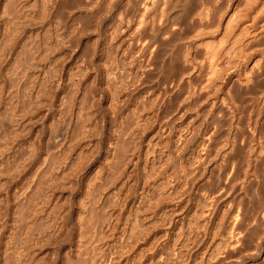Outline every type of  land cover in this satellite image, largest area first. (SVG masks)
Listing matches in <instances>:
<instances>
[{
	"label": "bare ground",
	"instance_id": "6f19581e",
	"mask_svg": "<svg viewBox=\"0 0 264 264\" xmlns=\"http://www.w3.org/2000/svg\"><path fill=\"white\" fill-rule=\"evenodd\" d=\"M4 1L1 14L8 20L0 21L5 37L0 39L8 43V48L9 44L14 47L21 43L19 34L25 25L36 20L43 23L47 16L59 17L60 13L64 18L65 11L72 15L68 27L74 37L70 39L75 38L78 44L88 33V39L91 33L98 39L91 37L88 45L84 42L88 60L78 62L81 66L76 65L75 72L71 69L67 80L59 79V75L53 78L56 92L49 89L57 97L53 113L57 112L60 125L47 134L39 157L33 158L32 150L39 146L31 142L36 150L29 144L32 149H24L25 154L20 151L26 157L21 154L23 160L18 157L20 161L0 162V201H4L0 215L10 214L8 222L14 225L0 228V264H222L229 260L235 264H264V0ZM41 26L38 28L44 36L36 33V37H28L27 45L23 39V49H17L23 59L14 58L6 74L11 75L10 80L8 77L0 86V114H4L3 120L0 115L4 126H0L4 131H0V154L3 147L11 146V139L16 138L13 135L26 129L23 123L27 120L22 119L33 109L32 101L44 92L43 82L36 83L42 74L33 76L23 69L41 66L42 49L48 47V52L59 43L47 25L48 30ZM48 26L51 28L50 23ZM66 28L60 30L65 32ZM55 29L58 35L59 29ZM65 33L63 36L70 35L69 30ZM4 62L8 65L11 61ZM21 71L22 75L26 72L29 85L24 81L20 84ZM83 85L87 91L79 96ZM98 98H105L114 110L109 122L114 134H108L112 137L104 148L113 164L109 170L103 166L110 173L106 179L94 175L95 171V178L89 174L94 179L88 175L91 180L84 185L86 195L73 207L74 202L71 206L65 198L76 188L73 185L78 173L74 163L71 167L70 161L63 159L89 132ZM86 102L89 104L84 105ZM32 113L35 115V109ZM151 128L157 130V141L144 145L142 136ZM32 153L34 161L27 165L25 161L29 162ZM117 181L123 191L116 200L111 196L118 188L109 190ZM129 194L133 198L128 203ZM60 202L54 220L48 208L56 209L54 203ZM107 202L120 204V211L107 210ZM167 202L171 205L162 206L161 213L151 220V210ZM73 214L70 225L76 242L59 254L56 240L64 234L68 217ZM37 220L41 228L33 227ZM151 221L166 227L157 239L164 241H152V255L151 247L148 254L136 247L151 228ZM115 229L118 233L112 237ZM258 234H263L260 240ZM110 237L112 241L103 244Z\"/></svg>",
	"mask_w": 264,
	"mask_h": 264
},
{
	"label": "rangeland",
	"instance_id": "374dc122",
	"mask_svg": "<svg viewBox=\"0 0 264 264\" xmlns=\"http://www.w3.org/2000/svg\"><path fill=\"white\" fill-rule=\"evenodd\" d=\"M4 0H0V15L1 16H3L2 18H1V16H0V21H3L4 19H5V21L6 20H8L7 19V17L5 16V15H2L3 13H2V7H3V4H1V3H4L3 2ZM5 4V3H4ZM2 6V7H1ZM2 13V14H1ZM63 13H64V11H63ZM67 13V17L65 16L64 18H62L63 16H62V13H60V14H58V16L59 17H55V16H47L48 18H46L45 19V21H47V19L49 20V21H47V22H45L43 19H41L42 21H44L43 23H41V21L40 20H38L40 23H41V25L43 24V26H44V28L45 29H47L45 26L47 25V27H48V29L50 30L49 32L52 34V36L55 34L56 36H57V38H56V36H53V39L54 40H57L59 43H60V41H64V42H61L60 44L59 43H57V47H55V48H53L54 46H52L51 47V50H48V52H45L46 50H45V48L46 49H50V48H48V47H44V49H42V51H41V56H42V54H43V56L42 57H44V56H46V55H49V56H47V57H44V59L42 58V57H40L41 58V60H39V61H42V62H39V65H41V66H38V67H36L37 69L38 68H40V69H38V71L40 70V72H38L37 71V69L35 68V69H31V70H28L26 67L25 68H23V69H26L27 70V74H34L33 76H35V74L37 75V74H42V75H39L38 77H37V79L38 80H36V83H37V81H38V83H39V80H40V83H42L43 82V84H44V88H43V94L41 95V97H39V99H37V100H33L34 101V103H35V101L37 102V103H39L38 104V106L36 105V103L34 104L33 103V101H32V104L30 105L31 106V109H30V107H29V105H28V107H26L27 109H30L31 111L29 112L28 110H27V113L29 112L30 113V116H28V114L26 115L25 113L26 112H24V114H25V119H24V117H23V119H22V121L24 122H26V120H27V122L29 121V120H33V122H32V120L30 121V122H26V123H23L24 125H25V127H26V129L25 128H23V129H25V130H22V133H20V134H17L16 136L15 135H13L14 137H16L15 139H14V137L11 135V134H8L10 137L12 136L13 137V139L14 140H16L17 141V139L20 137L21 139H18V140H21L22 142H24V143H22L21 141H17V143H16V141H14V140H12L10 137V139H11V142H13L12 144H11V146L9 145H7L8 147H3L4 149H3V151L2 152H4V153H2L1 152V154H0V162L1 163H10V162H12V160H10V159H16L17 161L19 160L20 161V158H21V160H23L22 159V156H21V154L22 153H24L25 154V152L27 151V148H29V149H34V150H36V151H33L32 150V152H34V155H33V153L31 154V157L29 158L30 160H32V161H30L28 158V160H29V162L28 161H25V162H27L28 164L27 165H32V162L34 161V159H37V157H39V155H40V151L41 150H43V147H44V144H42V143H44V141H45V139L47 138V136L52 132V131H54L55 130V128L57 129L58 128V126L60 125V123L58 122H56V116H57V112H55V113H53V111H56V105H57V97H56V95H55V93L53 94V92H51L52 90L54 91V92H56L55 91V89H56V80H53V78H55V79H57L58 77V75H59V79H60V77L64 80L65 78V80H67L68 78H67V75H68V73H70V71H71V69L73 70V71H71V72H75L74 70H75V67H77L78 68V66H81L80 64V62L81 61H87L88 59H87V57L89 56V54L86 52L85 54H84V52H83V47L85 48V45L87 44H89L88 42H89V40L90 41H92V39L93 40H97L98 39V36H96L97 34H95V33H91L90 34V39H88V35H89V33L88 34H86V35H84L83 34V36L82 37H80V42L77 44V42L72 38V39H70L71 37H74L73 36V34H72V32H71V29L69 28L70 26H71V22H72V15H71V17H70V13H68V12H66L65 11V13L64 14H66ZM63 14V15H64ZM69 15V16H68ZM57 16V15H56ZM60 16H62V17H60ZM70 17V18H69ZM4 18V19H3ZM53 18H54V20H53ZM59 20V21H61V22H63L62 24H61V22H59L57 19ZM65 18H67L66 20H65ZM3 19V20H2ZM56 19V20H55ZM62 19V20H61ZM64 19V20H63ZM52 20H53V22H52ZM51 21V22H50ZM55 21H57L56 22V24H55ZM69 21V22H68ZM71 21V22H70ZM34 22V21H33ZM31 22V23H29V25L30 24H32V25H28L29 27H31V28H29L27 25H25V26H27L26 27V29L23 27V30H25L24 32H23V30L21 29V32H20V34L19 35H21V36H19V40L21 41V43L20 44H23L22 43V41H23V39L24 38H26V40L24 39V41L26 42V45H27V43L29 42L28 40V37H32L33 36V38H34V36L36 37V35H38V37H40L41 35L42 36H44V34H41V29H39V28H41L42 26L39 24V22H37V20H36V22L38 23H36V22ZM37 24V26H36V24ZM46 23V24H45ZM48 23H50V27L51 28H49V26H48ZM54 23V24H53ZM59 23V26H55V25H57ZM64 24V25H63ZM40 25V26H39ZM54 25V26H53ZM61 25V26H60ZM69 26V27H68ZM35 27V28H34ZM39 27V28H38ZM56 28L57 27V32H58V35H59V32H61V34L58 36L57 35V33H56V29L54 30V28ZM65 27H67L66 28V30H65V32H64V29H65ZM60 28H64V29H62L63 31H61L60 30ZM35 29V30H34ZM47 29V30H48ZM53 29V30H52ZM39 30V31H38ZM68 30H69V33H70V35L68 34ZM28 31H31V32H29L30 33V35H27L28 34ZM35 31H37V32H35ZM3 31H0V38L1 39H3L4 40V36H3V33H2ZM23 32V33H22ZM53 32H55V33H53ZM65 34H68V36H63V34L64 33ZM32 33H33V35H32ZM36 33H38V34H36ZM2 34V35H1ZM34 34H36V35H34ZM24 35V36H23ZM94 35V36H93ZM5 36H6V33H5ZM41 36V37H42ZM86 36V37H85ZM97 37V39H96V37ZM4 37V38H3ZM20 37H22V38H20ZM55 37V38H54ZM60 37H62V38H60ZM63 37H66L68 40H70V41H68L66 38H63ZM91 37H92V39H91ZM86 38V39H85ZM1 39H0V42H1ZM28 39V40H27ZM32 39V38H31ZM61 39H63V40H61ZM60 40V41H59ZM73 42H72V41ZM100 41V40H99ZM5 42V41H4ZM0 43V54H2V55H0V56H3V55H5V59L4 60H1V58H0V61H2V62H0V70L2 71V72H4L3 73V75L1 74L2 72L0 71V86H1V83L2 82H4L3 80H8V77H9V80H10V77H11V75L10 76H8V75H6V74H8V70H9V72H10V67H11V64H12V61L13 60H15V59H18V58H21V60L23 59V55H20V56H18V53L19 52H17V49L19 48V49H23V47H24V45L22 46V45H20V44H16L14 47L11 45V44H9L8 46H9V48L11 49V50H14V51H11L8 47H7V44L8 43ZM24 42V43H25ZM84 42H86V44L84 43ZM63 43V44H62ZM70 43H72V44H70ZM2 44V45H1ZM5 44H6V46H5ZM44 44V43H43ZM59 44V45H58ZM62 44V45H61ZM75 44V45H74ZM99 44V43H98ZM5 47H7V48H5ZM46 45H48L47 43L45 44V46ZM64 45H66L65 47H64ZM78 47H77V46ZM84 45V46H83ZM3 46V47H2ZM44 46V45H43ZM43 46H42V48H43ZM76 46V47H75ZM57 48V51H55V50H52V49H56ZM7 51H6V50ZM19 49H18V51H19ZM60 49V50H59ZM69 49V50H68ZM71 49V50H70ZM10 50V52H8ZM21 50H20V52H21ZM59 50V51H58ZM16 51V52H15ZM45 52V53H48V54H45V53H42V52ZM52 51H54V54H53V52ZM2 52V53H1ZM13 52V53H12ZM50 52H51V56H50ZM60 52V53H59ZM65 52V53H64ZM67 52V53H66ZM78 52V53H77ZM81 52V53H80ZM83 52V53H82ZM16 53H17V55H16ZM15 56H13V55ZM45 54V55H44ZM53 54V55H52ZM68 54V55H67ZM80 54H83L82 56L80 55ZM86 54H88L87 56H86ZM12 55V56H11ZM85 55V56H84ZM8 56H10V58H11V60H10V58L8 59ZM17 56V57H16ZM22 56V57H21ZM61 56H62V58H61ZM79 56V57H78ZM58 57V58H57ZM86 58V59H82V58ZM15 58V59H14ZM46 58V59H45ZM48 58V59H47ZM6 59H8V60H6ZM82 59V60H81ZM97 58L95 57V58H93V61H94V64H97L98 63V61L96 60ZM44 60H45V62H44ZM48 60V61H47ZM4 61H11L8 65L4 62ZM47 61V62H46ZM53 61V62H52ZM54 61H55V63H54ZM14 62V61H13ZM76 62V63H75ZM80 64H79V63ZM96 62V63H95ZM45 63V64H44ZM57 63V64H56ZM75 63V64H74ZM4 64V65H3ZM74 64V65H73ZM3 65V66H2ZM8 67H7V66ZM10 65V66H9ZM49 65V66H48ZM51 65V66H50ZM76 65H78V66H76ZM6 66V67H5ZM43 66H46V67H43ZM52 66H53V68H54V70L52 69ZM4 68V69H3ZM6 68H7V70H6ZM10 68V69H9ZM49 68V69H48ZM76 68V69H77ZM4 71H3V70ZM20 69L21 70H23L22 69V67H20ZM44 69V70H43ZM48 69V70H47ZM57 69V70H56ZM36 71L35 73L33 72V71ZM42 70L44 71V73H41L42 72ZM90 70V69H89ZM6 71V72H5ZM24 71V70H23ZM49 71H51V72H49ZM53 71V72H52ZM92 71V70H91ZM32 72V73H31ZM47 72V73H46ZM55 72V73H54ZM6 76H5V75ZM10 74V73H9ZM24 74H26V72H24ZM24 74L22 75V71H21V75H20V73H19V77L20 78H23V79H20L21 81H20V84L22 83L23 84V81H24V84L26 85L27 84V82H28V80L27 79H25V77H24ZM43 74H44V77H42L43 76ZM45 74H46V76H45ZM60 74H62V75H60ZM67 74V75H66ZM49 77H48V76ZM52 75V76H51ZM2 76H4V77H2ZM22 76V77H21ZM43 78V79H46V80H44V81H46L47 82V84L43 81V79H41V77ZM1 77L3 78V79H1ZM46 77V78H45ZM7 78V79H6ZM48 78H51V79H48ZM33 79H36V77L35 78H33ZM33 79H31L30 80V82H32V81H35V80H33ZM58 79V80H59ZM2 80V81H1ZM27 80V81H26ZM48 80H50V82H51V85H50V83H48L49 81ZM51 80H53V81H51ZM42 81V82H41ZM55 81V82H54ZM26 82V83H25ZM52 82H54V84L52 83ZM39 83V84H40ZM43 84H41V86L43 85ZM46 84V85H45ZM53 84V85H52ZM27 85H29V84H27ZM86 85V84H85ZM85 85H83V87L80 89L81 91H79V93H78V95L80 96V93L81 94H83V93H85V91H87L88 90V84L85 86ZM46 86V87H45ZM48 86H50V87H48ZM84 86H85V88H87V90H85V88H84ZM49 88H53L52 90L51 89H49ZM84 88V91H82V89ZM50 91V92H49ZM47 92V93H46ZM48 92H49V95H50V97H49V95H48ZM55 95V96H54ZM45 96V97H44ZM82 96V95H81ZM47 99H49V100H51V101H49V100H47ZM52 99L54 100V101H52ZM79 99V98H78ZM81 99V98H80ZM102 99V100H101ZM41 100V101H40ZM40 101V102H39ZM46 101V102H45ZM47 101H48V104H52V106H49L48 104H47ZM98 101H99V103L97 102V104L96 105H94V108H92V111H93V114H91V116H93L95 113V110H97V112H96V114H95V116H93L92 118H91V121L93 122L92 123V125H91V128H90V130H89V132L87 133V135L85 136V137H83V138H81L80 140H78V142H79V144L77 145V146H79V147H76V149H74V152H67V154H66V158L65 159H63V161L64 162H68V161H70V162H68L69 163V166H71L73 163L75 164H73L72 166H73V168L75 169V170H77V178H81V180H79V179H77V181L74 183V185L73 186H76V188L75 187H73V190L75 191H73L72 190V195H71V193H70V195L68 194L67 195V197L64 199L65 200V202H69V200H70V202L72 203V202H74V206H73V203H72V205H71V203L69 202V205H71V206H73V207H76L75 205H77V202L79 201V198L80 197H84L85 195H86V193L85 194H83L84 193V185H85V183H86V180L88 179V175L90 174L91 176H93L94 178L99 174V175H101V176H103V177H105V179H106V176L108 175V177H109V175H110V173L106 170V168H108V170L109 169H111V168H109L110 167V165L112 166V164H113V161L112 160H110L109 158H107V156H108V153L106 152V150L104 149V148H108V142H109V140H110V137H112L111 135H113L114 134V131H113V126L109 123L110 122V117H111V121H112V113H111V109H110V107H109V105H108V103L109 102H107V100L105 99V98H98ZM45 102V103H44ZM50 102V103H49ZM54 102H55V104H54ZM85 104H89V103H84V105ZM27 105V104H26ZM40 105H42L41 107L42 108H40ZM46 105V106H45ZM105 105V106H104ZM35 108H34V107ZM53 106H55V107H53ZM88 106V105H87ZM85 107V108H88V107ZM99 106V107H98ZM109 108H108V107ZM47 107H49L48 109H49V112H48V109H47ZM50 107H52V109L50 108ZM97 109H96V108ZM47 109V110H45V109ZM106 108V109H105ZM35 109V115L37 114V112L39 113V115L41 116L42 115V113L44 114V115H42L43 117H45V118H43L42 116L40 117V116H38V114L35 116V115H33L34 113H32V111ZM36 109H37V111H36ZM42 111H40V110ZM95 109V110H94ZM106 110V111H105ZM108 110V111H107ZM110 110V111H109ZM113 110V109H112ZM44 111V112H43ZM114 111V110H113ZM112 111V112H113ZM45 112H48V113H46V116H45ZM0 113H2V111L0 112ZM101 113V114H100ZM112 115H111V114ZM1 116H3L4 114H0ZM52 115H54V116H52ZM38 116V117H37ZM49 116H50V118H49ZM27 117V118H26ZM36 117H37V119L38 120H36ZM53 117V118H52ZM30 118V119H29ZM39 118H41L40 120H39ZM49 118V119H48ZM1 119L3 120L4 119V116L3 117H1ZM52 119V120H51ZM39 121V122H38ZM37 122V123H36ZM51 124V126H49L48 124ZM1 125L0 126H2V128L4 127L3 125H2V122L0 123ZM32 124V125H31ZM59 124V125H58ZM27 125V126H26ZM53 125V126H52ZM56 125V126H55ZM58 125V126H57ZM101 125V126H100ZM29 126V127H28ZM31 126V127H30ZM50 127V128H49ZM52 127V128H51ZM54 127V128H53ZM93 127V128H92ZM99 127V128H98ZM103 127V128H102ZM2 128H0V131L2 130V132L4 133V131H3V129ZM27 128H29L28 130H27ZM50 129H52V130H50ZM49 130H50V132H49ZM26 131V132H25ZM29 131V132H28ZM30 131H32V132H30ZM101 131V132H100ZM157 130L156 129H154V128H151V129H149V130H147L146 131V133L142 136V140H143V144L145 145L146 143H148V142H151V144H154V142H156L157 141V136H158V134H157V132H156ZM25 132V133H24ZM37 132L39 133V135L37 134ZM49 132V133H48ZM99 133V135H98V133ZM3 133H1V135H3ZM28 133V134H27ZM41 133V134H40ZM45 133V134H44ZM37 134V135H36ZM48 134V135H47ZM96 134V135H95ZM108 134H111V135H108ZM20 135V136H19ZM22 135H24L23 137H22ZM97 135H98V137H97ZM33 136V137H32ZM39 138H37V137ZM40 136V137H39ZM110 136V137H109ZM151 136V137H150ZM3 137H5V136H1V138L4 140V138ZM109 137V138H108ZM7 140H10L9 138H7V137H5ZM1 139V140H2ZM44 139V140H43ZM100 139V140H99ZM144 139H145V141H144ZM156 139V140H155ZM24 140V141H23ZM33 140V141H32ZM35 140V141H34ZM94 140V141H93ZM149 140V141H148ZM43 141V142H42ZM10 141L8 142V144L9 143H11ZM31 142H33L32 144L33 145H36V147H37V145L39 146V148L37 147L36 149L34 148L35 146H33L32 144H31ZM36 142V143H35ZM146 142V143H145ZM18 144V145H17ZM20 144V145H19ZM22 144V145H21ZM29 144H30V146L32 147V148H30V147H28L29 146ZM40 144H41V146H40ZM86 144V145H85ZM101 144V145H100ZM103 144V145H102ZM83 145H85V146H83V149H82V151H81V148H82V146ZM13 146V147H12ZM14 146H16L15 148H14ZM19 146H23V147H25V148H23V147H20L19 148ZM95 147V149H92V148H94ZM9 148H11V149H9ZM17 148V149H16ZM41 148V149H40ZM87 148V149H86ZM97 148V149H96ZM8 149V150H7ZM26 151H25V150ZM28 149V150H29ZM39 149H40V151H39ZM79 149V150H78ZM90 149V150H89ZM86 150H88V151H86ZM10 151V152H9ZM20 151L22 152L21 154H20ZM76 151V152H75ZM80 152L81 151V154L79 155L78 154V152ZM99 151V152H98ZM108 151V150H107ZM82 152H83V154L86 156L85 158L84 157H82V159L80 158L81 156H84L83 154H82ZM102 152V153H101ZM6 153V154H5ZM13 155H11V154ZM15 153H17V154H15ZM20 154V155H19ZM74 154V155H73ZM106 154V155H105ZM2 155V156H1ZM23 155V154H22ZM32 155H33V158H32ZM37 155V156H36ZM71 155V156H70ZM73 155V156H72ZM77 155H78V157H77ZM91 157H90V156ZM4 156V157H3ZM17 156V157H16ZM24 156V155H23ZM76 156V157H75ZM89 158H88V157ZM12 157H14V158H12ZM16 157V158H15ZM18 157H20V158H18ZM25 157V156H24ZM23 157V158H24ZM70 157V158H69ZM74 157L76 158V159H74ZM4 158V159H3ZM26 158V157H25ZM24 158V159H25ZM32 158V159H31ZM81 159V160H80ZM90 159V160H89ZM106 159V160H105ZM108 159V160H107ZM3 160V161H2ZM15 160V161H16ZM77 160V161H76ZM87 160V161H86ZM110 160V161H109ZM86 161V162H85ZM100 161V162H99ZM104 161H107V165H106V162L104 163ZM108 161H109V163H108ZM72 162V163H71ZM88 162V163H87ZM101 163V164H100ZM103 163V164H102ZM112 163V164H111ZM26 164V163H25ZM71 164V165H70ZM77 164V165H76ZM27 165H26V167H27ZM71 166V167H72ZM102 166V167H101ZM103 166H105L106 168L104 169V167ZM25 167V168H26ZM32 168V167H31ZM81 169V171L82 170H84V171H80L79 172V170ZM94 169V170H93ZM98 170H101V172L100 171H98ZM105 170V171H104ZM93 171H95V174H94V172ZM98 171V172H97ZM113 171H114V167H113ZM86 172V173H85ZM87 172H89V173H87ZM93 172V173H92ZM97 172V173H96ZM79 173H81V174H79ZM107 173V174H106ZM83 174H84V176H83ZM96 175V176H94V175ZM106 174V175H105ZM27 175H29V173L27 174ZM79 175V176H78ZM89 175V177L92 179L93 177H91ZM89 178V179H90ZM93 178V179H94ZM88 179V180H89ZM90 179V180H91ZM87 180V181H88ZM108 180H109V178H108ZM81 181V182H80ZM80 182V183H79ZM108 182V181H107ZM76 184V185H75ZM120 183H119V181H117L116 183H114L113 185H112V187H110V190L113 188V186L115 187L114 189H116V188H118V189H116V190H114V189H112L111 191L109 190V192H112L113 190H114V192H112V193H114L112 196H111V194H109L111 197H113L114 199H118L120 196H121V193H122V191H123V189H122V187H121V185H119ZM81 185V186H80ZM120 186V187H119ZM109 189V188H108ZM5 190V189H4ZM119 190V191H118ZM83 191V192H82ZM4 191H2V193H3ZM117 192H119V193H117ZM76 193V194H75ZM80 195H79V194ZM116 193V194H115ZM118 194V195H117ZM115 195H117V198L115 197ZM120 195V196H119ZM130 195V196H129ZM128 195V197H127V201H128V203H129V201H131L132 200V198L133 197H131V196H133V194H129ZM76 196H79V197H76ZM109 196V197H110ZM37 197V196H36ZM76 198H78V199H76ZM112 198V199H113ZM73 199V200H72ZM111 199V200H112ZM115 200V201H116ZM4 201H0V207H2V203H3ZM169 202V201H168ZM166 203V205L164 204V205H160V206H158L157 208H154L153 210H154V212H152V210H151V212L149 213L150 215H151V220L152 219H155L160 213H161V207L162 206H169V205H171V204H169V203H172V201H170L169 203ZM76 203V204H75ZM109 202H107V204H106V206H107V210H109V208H110V211L111 210H113L112 212H119L120 210V204H115L114 203V206H112V203H110V205L108 204ZM42 204H43V201H42ZM56 206H52L53 208H56V209H58L59 208V211H57L56 209H50V207L48 208V211L50 210L51 212H52V216H53V219H54V216L56 215V213H58V212H60V207L62 206V205H60V204H62L61 202L59 203V204H56V203H54ZM109 205V206H108ZM66 206V205H65ZM72 208V207H71ZM75 209V208H74ZM156 209V210H155ZM157 209H159V210H157ZM116 210H118V211H116ZM156 211V212H155ZM56 212V213H55ZM51 214V213H50ZM153 214V215H152ZM154 214H156V215H154ZM10 215V214H9ZM8 214H5V215H3V214H1L0 215V228H13L12 226H14V225H12L11 223H9L8 222V220H9V218H10V216H9ZM8 216H9V218H8ZM1 217H2V219H1ZM7 218V219H6ZM72 218V219H71ZM73 218H75V215L73 214V215H70V217H68V219L70 220H67V225L65 226V228H64V230H63V232L61 233V235L63 234L64 235V239H62V236H61V238H57V244H59V245H57L56 244V242H54L56 245L55 246H57V247H59L58 248V253L60 254L62 251H64L65 252V250H67V248L68 247H66V246H70L71 244H74L75 242H76V235H75V233H74V231L72 230L73 228H72V225H70V222H71V220H73ZM52 219V220H53ZM4 220L5 221H7V222H4ZM40 220V219H39ZM54 220H56V218L54 219ZM69 221V222H68ZM39 221L37 220L34 224H33V227H39V228H41L40 226H41V221L38 223ZM7 223H9L8 225H7ZM52 223H53V221H52ZM7 225V226H6ZM35 225H37V226H35ZM2 226V227H1ZM33 227H31V228H33ZM151 227V228H150ZM149 228L150 229H148L146 232L147 233H149V235L146 233L144 236H145V238H144V236H142L143 238H142V241L140 240L138 243H137V246L136 247H138V248H140L139 250H140V252L141 253H143L142 251H144V253L143 254H146L145 252H147V251H149V248L151 247V255H152V248L154 247V243L153 242H159V241H164V239L165 238H163L162 240L160 239L159 241L157 240V239H159L160 238V236L163 234V231H164V229L166 228L165 226H162V224L158 221V222H154V223H152V221H151V226H150ZM72 228V229H71ZM149 231V232H148ZM160 231H161V233H160ZM118 233V230H114L113 231V233H112V237H114L116 234ZM69 234V235H68ZM114 235V236H113ZM151 235V236H150ZM263 236V234H258L256 237H260L259 238V240L261 239V237ZM59 236V237H60ZM67 236V237H66ZM70 236V237H69ZM147 236V237H146ZM149 236V237H148ZM66 237V238H65ZM112 237H110L109 239L108 238H106L102 243L103 244H107L108 242L110 243V241H112ZM150 237H151V239H150ZM155 237V238H154ZM149 238L150 239V241H149V239L147 240V239ZM153 238H154V240H153ZM15 238H12V240H14ZM61 239H62V241H61ZM66 239V240H65ZM74 239H75V241H74ZM145 239V240H144ZM65 240V241H64ZM69 240V241H68ZM71 240H72V242H71ZM143 240H144V242H143ZM61 241V242H60ZM106 241H107V243H106ZM147 241H148V243H147ZM153 241V242H152ZM69 242H71L70 244H69ZM140 242H142V243H140ZM149 242H151V243H149ZM157 243H155V244H157ZM63 244V245H62ZM65 244V245H64ZM148 244V245H147ZM153 244V245H152ZM62 245V246H61ZM145 246H147V247H144ZM65 247V248H64ZM142 249V250H141ZM61 251V252H60ZM147 254H148V252H147ZM125 255V254H124ZM126 255H128V253H126ZM73 257H74V255H73ZM72 257V258H73ZM258 256H256V258H257ZM58 258H59V256H58ZM57 258V259H58ZM255 258V259H256ZM59 260V259H58ZM1 264H2V262H1ZM171 264V263H170ZM176 264H179V263H176ZM222 264H235L234 263V261H231V260H229V261H225V262H223ZM238 264H244V262H240V263H238Z\"/></svg>",
	"mask_w": 264,
	"mask_h": 264
}]
</instances>
